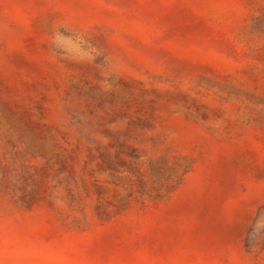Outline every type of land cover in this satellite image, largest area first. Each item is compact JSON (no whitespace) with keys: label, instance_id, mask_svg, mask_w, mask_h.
I'll return each instance as SVG.
<instances>
[{"label":"rangeland","instance_id":"1","mask_svg":"<svg viewBox=\"0 0 264 264\" xmlns=\"http://www.w3.org/2000/svg\"><path fill=\"white\" fill-rule=\"evenodd\" d=\"M0 264H264V0H0Z\"/></svg>","mask_w":264,"mask_h":264}]
</instances>
